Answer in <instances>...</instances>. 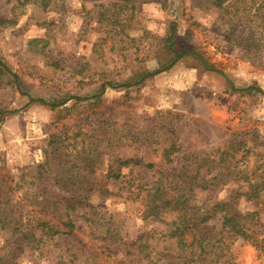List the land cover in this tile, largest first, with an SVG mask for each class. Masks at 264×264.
<instances>
[{
	"label": "rangeland",
	"instance_id": "obj_1",
	"mask_svg": "<svg viewBox=\"0 0 264 264\" xmlns=\"http://www.w3.org/2000/svg\"><path fill=\"white\" fill-rule=\"evenodd\" d=\"M121 2L59 0L50 9L0 0V196L15 211L17 237H26L20 247L23 241L0 225V264H151L174 239L163 223L143 218L139 202L126 199L130 184L187 166L195 175L196 156L207 154L208 164L221 159L234 174L211 194L198 193L197 203L212 208L232 196L241 214L261 211V248L222 230L220 215L208 223L222 230L227 246L213 264H264V190L257 199L244 195L251 182L264 180V95L257 91H264V59L227 41L205 1ZM127 18L124 31L110 25ZM172 33L178 51L198 52L219 72L189 55L139 82L174 58L164 41ZM124 34L129 39L120 41ZM61 161L73 167L58 173ZM59 178L90 182L88 200L74 204L73 187L62 188ZM42 222L66 233L37 242L31 235L44 229ZM140 244L154 252L146 257ZM166 262L178 264H158Z\"/></svg>",
	"mask_w": 264,
	"mask_h": 264
},
{
	"label": "trees",
	"instance_id": "obj_2",
	"mask_svg": "<svg viewBox=\"0 0 264 264\" xmlns=\"http://www.w3.org/2000/svg\"><path fill=\"white\" fill-rule=\"evenodd\" d=\"M34 4H38L43 8L51 7L54 9L59 0H31ZM129 0H122L121 3L128 4ZM208 4L209 8H214L217 11V20L221 29H223L222 34L229 42H234L238 46L246 49V53H252L253 59L262 62L263 57V46H264V0H202ZM132 3V2H130ZM135 4H131V17L135 10ZM129 22V18L122 21L115 20L110 23L112 27L117 26L118 29L124 31L126 25ZM129 25V24H128ZM109 32L115 31V28ZM122 33V32H120ZM119 33V34H120ZM126 37V34L122 35L120 41ZM235 39V40H234ZM166 47L169 51L173 52L174 58L166 67H162L157 71L144 75L139 82L153 77L159 73L165 72L172 68L177 62L182 58L194 55L199 56L203 62L205 69L208 71H217L214 66H210L201 54L195 52L194 50H184L178 51L175 48V34L172 33L170 37L164 40ZM104 42V39L101 41ZM0 65H3L0 61ZM109 87L114 88L115 85L112 83L107 84ZM131 84H126L122 87H129ZM234 92H248L256 88H235L233 86ZM106 90V85L103 84L101 91L98 95L104 94ZM258 92L264 95V91L258 89ZM77 101L83 100L81 97H75ZM39 101L43 104L49 105L51 108H56L59 106L57 103H47L44 100H34ZM64 104V102H63ZM73 138V141H75ZM69 139V137H68ZM61 147L64 146L62 141L58 142ZM74 143H70L69 146H73ZM60 148H55L58 151ZM168 149L164 150V154L168 153ZM219 152V151H218ZM225 152L220 153V156L224 155ZM169 154V153H168ZM212 155V154H211ZM209 155L203 157L196 156L194 164H197L198 168L195 175H189L191 166H187V170L177 174L166 173V177H159L153 182H142L130 184L128 188L129 195L126 199L132 202H139L141 207V214L143 218H154L158 222L163 223L166 228V235L169 238L174 239V242H168L167 245L163 246V250L156 252L154 260L149 262L151 264H158L162 260H174L178 264H213L216 259L220 258L224 254L225 246L222 235V230L231 232L236 236L243 238L246 241H251L255 246L261 248V240H259V226L261 224V211H253L251 213L241 214L236 208V203L234 202V197H230L228 200L217 203L214 207L209 208L205 203L199 205L196 201L198 193L207 192L211 194L219 186L225 184L224 177H228L234 174L231 170L230 165H226L221 162V159L217 161V164L212 166L208 164L207 158ZM57 162V157H55ZM215 162V161H213ZM212 162V163H213ZM56 171L61 172V167L65 168L67 165L73 167L70 162L61 161L57 163ZM152 164H147L144 168H152ZM205 168V175H201L200 169ZM195 171V170H194ZM215 174L214 177L207 179L208 175ZM62 178L56 181L58 185L62 188L70 189L75 194V200L73 203H78L77 200H88V195L92 192V184L79 179L77 182L65 183L61 182ZM230 181V180H229ZM238 186L243 185V182H236ZM239 186V187H240ZM90 188V191L86 195L82 192ZM264 190V180H255L253 183L249 184L245 196L247 198L257 199L260 192ZM108 191V190H106ZM109 192V191H108ZM110 193V192H109ZM237 199V198H236ZM77 201V202H76ZM7 202L3 204V200L0 196V225H3L5 229H11L12 237H15V241L22 242L19 246L24 245L26 237L23 238L24 233L17 237L20 229L15 227L17 222L13 220V215L15 211L7 210ZM220 217L221 229L215 230L214 226H210L208 223L215 219L217 216ZM21 219V217H20ZM14 225H13V224ZM43 228L38 235L32 234L33 238H37V242L45 243L47 240L57 234L66 233L61 232V230L54 229L52 226L49 227L47 222H42ZM65 226L69 228H74V225L70 222L66 223ZM46 231L50 233L47 234L45 240L43 238L46 236ZM31 233V232H30ZM175 237V238H172ZM32 248V247H31ZM140 250L143 251L144 255L147 257L146 252L151 249L154 252V248H150V245L140 244L138 246ZM142 253V252H140ZM172 253V254H171ZM174 254V255H173ZM167 263V262H166ZM169 264V263H167Z\"/></svg>",
	"mask_w": 264,
	"mask_h": 264
}]
</instances>
